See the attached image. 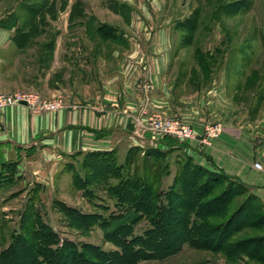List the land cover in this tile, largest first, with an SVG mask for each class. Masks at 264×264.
Segmentation results:
<instances>
[{
	"label": "rangeland",
	"instance_id": "obj_1",
	"mask_svg": "<svg viewBox=\"0 0 264 264\" xmlns=\"http://www.w3.org/2000/svg\"><path fill=\"white\" fill-rule=\"evenodd\" d=\"M35 3L5 0L0 5V24L9 18L17 23L13 38L32 36L29 43L3 52L0 94L58 100L62 104L58 111L98 103L97 108L111 116L119 114L120 125L123 122L132 132L136 145L123 156L115 150L63 156L48 148V142L26 149L28 154L41 152L34 164L50 167L41 174L47 184L38 189L32 184L37 176H30L27 199H19L11 206L9 218L1 219L0 254L15 235H22L27 246L17 253L19 262H24L26 250L38 258L37 248L51 230L57 237L53 249L74 246L90 264H107L109 255L122 251L125 240L144 237L153 228L150 219L162 217L170 220L162 228L173 245L171 231L184 237L185 230L202 225L203 232H212L215 247L218 233L214 232L230 222L227 243L233 249H205L179 241L154 259L143 258L145 250H141L137 264H264V192L255 194L212 168L208 160L213 161V147L226 129L217 120L223 112L217 99L237 90L235 99L252 104L248 110L252 116L264 111V0H50L43 18L34 19L27 8ZM180 53L184 54V83L189 67L197 63L205 89L222 79L216 101H200L201 95L193 92L197 85L201 87L196 77L191 87L184 85L176 100L154 98L155 57L169 54L174 59ZM166 84L171 87L173 82L167 79ZM169 103L176 108H168ZM171 119L188 125L197 138L180 142L163 133L161 122L168 126L175 121ZM214 123L222 127V134L206 145L205 129ZM258 143L264 146V129ZM203 153L208 157L204 159ZM259 154L256 163L264 169V147ZM222 155L229 159L227 153ZM255 170L264 176L263 170ZM136 178L151 184L157 208L137 212L138 219L119 234L106 231L111 216L133 209L118 185ZM138 185L135 191H126L139 203L143 195ZM72 251L68 249L66 255Z\"/></svg>",
	"mask_w": 264,
	"mask_h": 264
},
{
	"label": "crops",
	"instance_id": "obj_2",
	"mask_svg": "<svg viewBox=\"0 0 264 264\" xmlns=\"http://www.w3.org/2000/svg\"><path fill=\"white\" fill-rule=\"evenodd\" d=\"M3 1L0 5L4 3ZM12 35V30H0V58L3 60L4 53L16 49L12 47L17 46ZM196 57L198 56H195L194 61L198 60ZM154 61L157 63L154 77L158 79V83L154 85V98L176 100L184 85L191 87L194 84L193 78L196 77L197 84L201 83V87L197 85L193 92L196 96L201 95L200 101L206 99L210 102L217 99L216 96L224 82L222 79L215 80L205 89L204 80L198 79L199 71L202 73L198 63L195 67L193 64L189 67L188 77L184 83L183 53L176 55L174 59L169 54L155 57ZM194 70L196 76H193ZM200 78H204L203 73ZM167 79L172 80L171 87L166 84ZM235 92L228 90L224 99H217L218 107L223 111L217 120L224 123L226 129L213 147V161L208 160L212 163V168L224 172L235 181L246 185L255 194H259L264 192V176L258 175L254 164L261 159L262 155L259 153L264 147L258 143L264 129V111L262 109L257 115L252 116L248 111L252 104L250 106L235 99ZM204 93L206 96L203 97ZM92 97L90 98L94 99ZM90 101L92 100L88 102ZM93 104L79 106L80 109L76 110L45 113L32 112L26 106H13L0 114V221L9 218L13 209L11 206L17 204L19 199L20 202L24 197L27 199L30 176L32 178L37 176L32 184L38 189H43L44 184H47L41 174L50 167L34 164L42 154L38 149L28 154L26 149L29 147L48 142V148L63 156L114 150L123 156L130 147L136 145L132 132L124 128L123 122L120 125L119 114L111 116L104 108H97L98 103L92 106ZM167 107L176 108L170 103ZM107 142L110 143L104 145ZM224 153L228 154L229 159L223 157ZM202 156L204 159L208 157L206 153ZM262 200L264 201V197ZM20 217L21 221L25 220L23 215ZM20 225L22 226V223Z\"/></svg>",
	"mask_w": 264,
	"mask_h": 264
},
{
	"label": "trees",
	"instance_id": "obj_3",
	"mask_svg": "<svg viewBox=\"0 0 264 264\" xmlns=\"http://www.w3.org/2000/svg\"><path fill=\"white\" fill-rule=\"evenodd\" d=\"M36 1L37 3L28 6L27 8L28 12L32 13V17L34 19L39 18L41 16L43 18L45 7L48 5V2L50 0H36ZM49 5H54V3H49ZM16 27H17V23L16 22L13 23L12 18H9L8 20H5L4 22L0 24V28L6 29V30H12ZM23 35H24L23 39H19L18 37L13 38L16 45L20 47L23 46L24 44L29 43V41L32 38V36H30V33H26ZM113 152L114 151L100 152L98 154L100 155L101 154H112ZM134 180L135 181H130V182L127 181L124 184L118 185L120 186L121 194L125 196V199L127 200V202L132 203L133 209L127 210V212H125L126 214L122 213L121 215H118V216L116 215L111 216L108 219V221L105 222L106 224L104 227L106 231H115L113 233L119 234L120 231L127 230L129 223H133L138 219L137 212L139 211L145 212L147 210L153 209L156 206L153 203V200L155 199V195L152 192L151 184L146 180L141 181L138 178ZM232 183H236V182L232 180ZM138 184H140V187L142 189L141 193L143 195L141 196V201L139 203L132 201L130 193L127 192L128 189H133L135 191V188L139 187ZM251 197L255 198L254 195H251ZM216 200L218 201L219 198H216L214 201ZM196 215L199 216V211L196 212ZM162 219H163L162 217L159 218V220L150 219V223L152 224L153 228H150V230L146 232V235L144 237L138 236V237L132 238L130 241L125 240L122 243L123 248L120 253L116 252L113 255L108 254L109 257L106 260L107 264H120V261H121L120 259L124 258L127 254H128V257L124 258V260L122 259L123 260L122 264H137V262L140 259L141 253H142L141 250H145V252L143 253V258L145 259L158 258L159 255L162 254V252H167L168 250L166 249L171 248L173 244L167 242L166 237H165L166 235H163V234H166L164 229L170 220L168 219L162 220ZM179 223L180 221L178 220V224ZM162 226H164V229L162 228ZM231 226L232 225L230 224V222H228L222 228L214 232V233H218L217 234L218 241L215 247H213L212 245L213 244L212 232L211 231L203 232V230L205 231V229H203L202 225H199V227L198 226L193 227L192 231L185 230L184 237L181 236V234L178 235L176 233V230H173L171 231V235L172 237H174V240H176V242L174 241V245L172 248H174L175 245H177L179 241L180 243L185 241V242L190 243L194 247H201L205 249L214 248L220 251H223L225 249L228 250V248L233 249V246H228L229 243H227V237H228V234L230 233L226 232V230L229 229ZM48 233L49 235L44 237V240L46 239V242L44 243L43 246L41 245L39 248H37V252H36V255L38 256V258H42L46 260L38 261L37 260L38 258H35V256L32 255L31 251L26 250V256H25L24 262L23 261L19 262V259L17 258L18 256L17 253L21 249H23L24 246L25 247L27 246V242H26L27 240L22 238L23 237L22 235H15L13 238L12 244L0 254V264H68V259L71 255L73 257V263L71 264H74L75 261L78 262L79 264L80 263L90 264L87 260H83L80 254L78 255V253L75 250L76 248L74 246L64 248V249H59V250L53 249L52 247L57 244L56 243L57 237L54 233H52L51 230H49ZM113 233L112 235H114ZM209 235L210 237H212V239L209 237ZM52 236L53 238H55L54 240L55 242L51 241ZM254 243H252V245H254ZM136 246L140 248H136ZM68 249H72L74 252L72 251L71 255L70 254L66 255V252L68 251ZM227 252H230V250H228ZM254 253H257V252H254ZM54 258L56 259L55 261H53ZM261 259L264 260V255L261 257ZM98 260L101 261L103 259L99 258Z\"/></svg>",
	"mask_w": 264,
	"mask_h": 264
},
{
	"label": "built area",
	"instance_id": "obj_4",
	"mask_svg": "<svg viewBox=\"0 0 264 264\" xmlns=\"http://www.w3.org/2000/svg\"><path fill=\"white\" fill-rule=\"evenodd\" d=\"M145 97H148V90L144 91ZM11 106H26L35 111L42 112H57L60 108H62V104L60 101H48L43 98H39L32 94H0V114ZM170 123L168 126L166 123L161 122L160 127L163 133L170 135L176 138L180 142H189L197 138L194 131L186 124L182 125L176 119ZM222 134V127L217 124H210L206 127L203 143L206 145H211L212 140L218 138ZM255 168L259 170H263V166L260 163L255 164Z\"/></svg>",
	"mask_w": 264,
	"mask_h": 264
}]
</instances>
